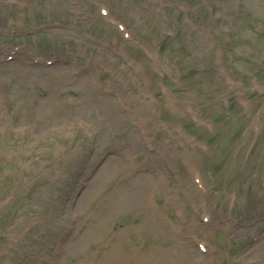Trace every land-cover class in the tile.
Listing matches in <instances>:
<instances>
[{
  "label": "rangeland",
  "instance_id": "obj_1",
  "mask_svg": "<svg viewBox=\"0 0 264 264\" xmlns=\"http://www.w3.org/2000/svg\"><path fill=\"white\" fill-rule=\"evenodd\" d=\"M104 1L0 0V264H264V0Z\"/></svg>",
  "mask_w": 264,
  "mask_h": 264
}]
</instances>
